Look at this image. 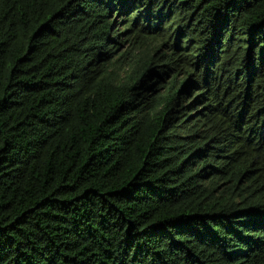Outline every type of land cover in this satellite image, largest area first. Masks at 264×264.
Here are the masks:
<instances>
[{"label":"trees","instance_id":"trees-1","mask_svg":"<svg viewBox=\"0 0 264 264\" xmlns=\"http://www.w3.org/2000/svg\"><path fill=\"white\" fill-rule=\"evenodd\" d=\"M0 264H264V0H0Z\"/></svg>","mask_w":264,"mask_h":264},{"label":"rangeland","instance_id":"rangeland-1","mask_svg":"<svg viewBox=\"0 0 264 264\" xmlns=\"http://www.w3.org/2000/svg\"><path fill=\"white\" fill-rule=\"evenodd\" d=\"M158 91L160 92V90L158 89Z\"/></svg>","mask_w":264,"mask_h":264}]
</instances>
